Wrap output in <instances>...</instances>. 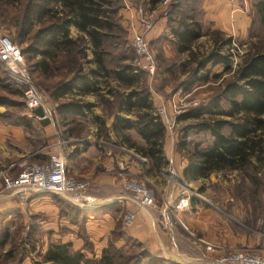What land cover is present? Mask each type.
<instances>
[{
    "label": "rangeland",
    "instance_id": "374dc122",
    "mask_svg": "<svg viewBox=\"0 0 264 264\" xmlns=\"http://www.w3.org/2000/svg\"><path fill=\"white\" fill-rule=\"evenodd\" d=\"M131 1L137 8L138 15L130 12L126 0H121V7L116 14L117 28L114 36L104 45L106 66L115 69L131 65L139 71L141 86L150 93L154 107L156 104L163 105L170 115L172 113L169 107L173 98L181 96L187 100L194 99L198 102L196 106L207 104L220 93L225 82L232 79L234 71L244 59L264 50L263 28L254 8L256 0H231L229 10L225 8L231 26L226 31L214 28L204 21L202 4L205 0ZM19 8V5L0 7V34L8 36L21 50L25 44L18 43L15 26ZM236 12L241 14L238 20L234 16ZM185 15H192L200 22L202 35L188 50L182 52L178 50V41L172 28L176 26L177 20ZM134 32L144 36L154 56L156 69L152 75L134 66L133 61L137 57L132 44ZM70 33L72 37L78 35L74 26H71ZM224 39H230L229 43L226 41L221 48L222 53H231L230 69L224 70L222 64L199 67V61L215 47V42ZM86 47V56L84 61L82 60L83 69L93 66V63L89 62L92 58L91 49L88 45ZM231 49L236 52L234 55ZM21 55L22 68L42 92L48 113L46 118H39L44 116L40 108L29 111L25 106L23 93L22 96L11 93V88L23 92L25 86L16 76L13 77L5 63L0 60V98L9 100L5 105H0V231L7 229L10 234L5 245L0 248L3 264H31L32 258L38 253H43L51 242H66L64 240L72 237L78 239V248L77 243L67 242H70L74 249L84 253L85 264H97L102 250L110 243L125 256H134L145 248L144 244L128 235L138 210L147 209L159 223L162 221L164 206L173 227L166 229L159 224L166 231H176L171 215L173 211L169 202L162 198L169 196L171 190L178 192L179 197L189 194L193 204L203 196L208 202L207 207L220 218L218 228L212 232L213 235L219 238L220 233H224L220 226H229L233 235L238 238L234 250L246 249L252 253L264 254V194L261 191L262 173L258 166H255L256 169H250V175L233 170L212 172L207 178L195 181L184 179L183 175L177 172L178 167L182 162L187 164L194 144L200 143L201 147H205L211 142V136L207 132L187 129L186 126L196 122V119L178 120V115L174 118L172 128L166 126L163 142L166 159L168 155L173 156L176 166H170L167 162L164 167L156 170L147 159H139L144 156L127 147L112 128L118 114L133 118L131 114L119 110V99L129 89L109 77L100 79L96 92L80 94L71 91L63 97H57L53 94L54 88L68 78L67 76L63 79L67 70L65 65L62 64L52 69L50 74L43 75L32 72V61H28L22 52ZM38 58L35 57V60ZM69 100L89 103L90 108L83 115L59 113V104ZM222 106L226 108L225 103H222ZM155 108L158 111L157 107ZM24 117L30 119L31 127L26 128L17 123V120ZM124 133L139 145L144 144L134 129ZM86 141H92L97 149L108 151L106 156L117 155L116 158L123 156L122 158L129 159L130 166L128 169L124 161L126 170L119 172L114 159L115 180L109 185H96L90 179L74 177L89 182L88 193L92 200L86 205H79L64 196L44 191H30L24 194L3 190L4 175L14 176L25 164L46 161L52 151L60 152L62 159L65 158L69 164L70 154L67 151L70 145L89 144ZM129 150L133 155L127 153ZM27 151L28 154L25 153ZM20 153L25 154L22 157ZM125 154H129V157ZM12 164L14 166L10 168ZM130 179H136L152 190L155 207L141 208L130 199L124 189V183ZM75 209L96 211L90 215L83 212L82 215ZM130 211L134 214V220L129 226H125L123 218ZM105 214H110L112 221L110 232L106 236L107 244L101 249L103 238L100 224ZM179 231H182L180 237L192 246L186 245L189 258H186L183 264H194L192 257L197 255L198 264L209 263L215 257H206L205 248L198 250L197 246L193 245L191 241L195 238L188 229L182 227ZM194 233L196 236L201 235L199 232Z\"/></svg>",
    "mask_w": 264,
    "mask_h": 264
},
{
    "label": "trees",
    "instance_id": "16d2710c",
    "mask_svg": "<svg viewBox=\"0 0 264 264\" xmlns=\"http://www.w3.org/2000/svg\"><path fill=\"white\" fill-rule=\"evenodd\" d=\"M19 5L15 19L16 39L25 44L21 52L30 63L32 72L43 75L64 64L67 69L63 79L57 84L53 94L63 97L75 91L85 94L96 92L100 79L112 77L129 89L119 99V110L125 115H116L113 130L120 135L122 142L144 156L156 170L167 164L163 151L166 126L154 107L150 93L141 86L140 72L131 65L110 69L106 66L105 43L114 36L117 28L116 14L121 0H0V7ZM254 8L264 36V0H256ZM71 26L78 31L76 37L70 33ZM178 41V50L186 51L201 35V24L192 15L177 20L172 28ZM230 39L215 42L212 48L198 63L199 67L222 64L230 69L231 53H222V46ZM86 45L91 49L93 66L83 69L82 60L86 56ZM35 57H39L35 60ZM11 88V87H10ZM16 96L22 90L10 89ZM9 100L1 97L0 105ZM226 104V108L222 106ZM90 108L89 103L69 100L59 104L61 114L83 115ZM41 113L40 110H37ZM196 119L187 129L207 132L211 142L205 147L193 145L188 161L182 170L186 180L205 179L212 172L238 171L250 175V169L258 166L263 180L261 191L264 194V50L248 56L234 71L231 80L223 85L220 93L207 104L189 108L178 116V120ZM17 123L31 127L29 118ZM134 129L143 139L139 145L124 132ZM183 141V140H182ZM259 171V170H257ZM101 209V208H100ZM78 214L90 215L96 210L81 211ZM84 212V213H83ZM8 230L0 231V248L9 238ZM85 255L76 250L70 242H51L43 253H38L31 264H85ZM0 264L3 257L0 253ZM97 264H180L153 255L146 248L134 256H125L112 243L101 252Z\"/></svg>",
    "mask_w": 264,
    "mask_h": 264
},
{
    "label": "crops",
    "instance_id": "0c3cea01",
    "mask_svg": "<svg viewBox=\"0 0 264 264\" xmlns=\"http://www.w3.org/2000/svg\"><path fill=\"white\" fill-rule=\"evenodd\" d=\"M126 2L128 3L127 7L130 10V12L135 16H137L138 10L136 7L133 6L132 1L126 0ZM230 4H232L231 0L230 1L205 0L204 3L202 4V7L204 8V12H203L204 21L211 24L212 27L214 28H218L224 31L229 30L231 26L229 22L228 13L225 12V8L227 7L229 10ZM223 9L224 12H222ZM136 10L137 12H135ZM240 15L241 14H238L237 12L234 14V16H236V20H238ZM158 105L159 104L155 105L157 109L159 107ZM86 143L89 144L84 145L83 143V144H79L78 146H76L75 144L70 145L69 150L67 151L68 154H70L69 164L66 162L65 158L63 160L65 173L67 175L76 178L90 179L96 185L97 184L109 185L110 183H113L115 180V177L113 176L114 173L113 162L115 161L114 159H116V162H114L116 164L119 160L125 161L126 166L129 169L130 167L129 159L122 158L123 156L116 158L117 155L115 157L106 156L108 155V151L104 152L100 149H97L92 141L90 142L86 141ZM25 153L28 154V151ZM25 153H20V154H22L21 156L23 157L24 156L23 154ZM127 153L133 155V152L130 150ZM129 154H125V155L129 157ZM167 161L170 166H174V167L176 166V161L173 158V156L168 155ZM13 166L14 165L12 164L10 168ZM184 166H185V162H182V165H180L177 169V172L181 176ZM20 170L21 169H19V171ZM10 176L13 177V175ZM168 195L169 196L167 197L163 196L162 198L166 199L169 202L171 211H173L171 215H172V219L175 222L176 231L169 232L164 230L160 226V224L154 219L152 213H150V211H148L147 209H140L137 211V215L134 220V223L131 226V228L128 230V235L138 240L140 243L144 244L145 248L148 250L150 254L162 256L165 259L173 260L180 264L185 263L184 260L186 258H189L188 254L186 253L187 252L186 250L188 249L187 246L189 247L192 246L191 244H188L185 240H183L180 237V235H182L181 233L182 231L179 230H181L182 227L188 229L189 233L194 236L195 239L192 240L191 242L193 243L194 246L195 245L197 246L198 250L204 249L207 244H211L213 246L212 251H205L206 257H213L221 253L232 251L236 248L234 247V245L235 242L238 240V238H236V236L233 235V232L229 226L227 225H225V227L222 225L220 226L223 228L224 233L223 234L220 233L219 238L217 237V235H213L212 232L218 228V224H219L218 221H220V218H218V216L215 214L214 211H212L209 207H207L209 206L208 202L204 200L203 196L197 199L198 201L194 202V204L191 202L192 200L190 198V205L188 208L183 210H176L174 204L176 205L178 199L184 196V194L181 197H179L178 192H174L171 190L170 194ZM170 203H172L173 205H171ZM110 217H111L110 214H105L104 218L101 220L102 222L100 224V227L102 229L101 234L103 238L100 243L101 249L105 247L107 244L106 236L110 232V224L112 221ZM194 232H199L201 235L196 236ZM64 241L66 242L71 241L75 244L78 242V239L72 237V238H67ZM78 246L79 243H77L76 248H78ZM197 256L192 257L193 260L192 262H194V264L199 263ZM205 264H209V263L206 262Z\"/></svg>",
    "mask_w": 264,
    "mask_h": 264
},
{
    "label": "built area",
    "instance_id": "2783aa9c",
    "mask_svg": "<svg viewBox=\"0 0 264 264\" xmlns=\"http://www.w3.org/2000/svg\"><path fill=\"white\" fill-rule=\"evenodd\" d=\"M132 44L137 57L134 58V66L145 73L152 75L156 69L154 56L149 49L147 41L139 32H134ZM231 52L236 53L231 49ZM0 60L5 63L7 70L16 76L17 80L23 83L24 103L29 111L40 108L46 118L48 107L43 99L42 92L32 83L26 70L22 68V55L19 47L14 44L6 35L0 34ZM197 101L187 100L178 96L173 98L170 106L171 115L167 113L163 105L158 107L161 119L167 128H172L174 118L185 112L188 107L196 106ZM139 159L145 160V157ZM119 172L125 171L123 160L117 162ZM89 182L78 180L65 173L64 161L60 152L52 151L46 161L25 164L16 176H5L3 178V190L13 193L27 194L30 191H44L66 197L69 201L86 205L92 200L88 193ZM124 189L128 192L130 199L141 208L155 207L154 195L151 189L136 179L127 180ZM190 205V196L186 194L178 199L175 208L183 210ZM162 221L159 222L164 228L173 227V222L167 217L164 206L162 207ZM134 220V214L130 211L125 214L123 224L129 226ZM213 246L207 244L205 251H212ZM204 255V254H202ZM209 264H264V255L252 253L243 249L233 250L227 253L218 254L211 259Z\"/></svg>",
    "mask_w": 264,
    "mask_h": 264
}]
</instances>
